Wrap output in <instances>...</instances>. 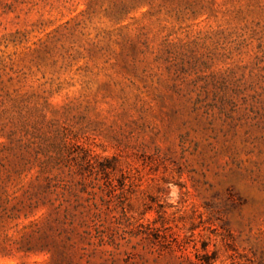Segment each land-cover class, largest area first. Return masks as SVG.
<instances>
[{"label":"rangeland","instance_id":"374dc122","mask_svg":"<svg viewBox=\"0 0 264 264\" xmlns=\"http://www.w3.org/2000/svg\"><path fill=\"white\" fill-rule=\"evenodd\" d=\"M0 264H264V0H0Z\"/></svg>","mask_w":264,"mask_h":264},{"label":"trees","instance_id":"16d2710c","mask_svg":"<svg viewBox=\"0 0 264 264\" xmlns=\"http://www.w3.org/2000/svg\"><path fill=\"white\" fill-rule=\"evenodd\" d=\"M104 239H103V237H99V245H103L104 244Z\"/></svg>","mask_w":264,"mask_h":264}]
</instances>
